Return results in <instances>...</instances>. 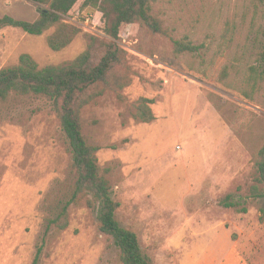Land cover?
<instances>
[{
    "label": "rangeland",
    "instance_id": "374dc122",
    "mask_svg": "<svg viewBox=\"0 0 264 264\" xmlns=\"http://www.w3.org/2000/svg\"><path fill=\"white\" fill-rule=\"evenodd\" d=\"M80 6L61 20L80 33L60 51L47 46L54 28L40 35L1 29L0 69L22 54L39 68L64 65L89 45L98 59L109 40L102 14ZM42 7L0 0V17L33 22ZM152 15L171 38L198 51L177 54L167 37L127 25L117 44L124 51L119 73L130 84L80 115L119 204L116 220L136 235L150 264H264V199L251 195L264 142V81L254 91L246 78L251 66L264 67L263 6L156 0ZM224 66L231 69L221 79ZM140 98L152 101L151 123L133 117ZM73 181L51 101L10 94L0 105V264H120L118 248L98 230L96 203L83 196L68 205ZM226 198L235 208L221 206ZM65 206L60 230L50 221Z\"/></svg>",
    "mask_w": 264,
    "mask_h": 264
},
{
    "label": "trees",
    "instance_id": "16d2710c",
    "mask_svg": "<svg viewBox=\"0 0 264 264\" xmlns=\"http://www.w3.org/2000/svg\"><path fill=\"white\" fill-rule=\"evenodd\" d=\"M43 6L33 22L16 20L9 16L0 17V30L18 28L28 35H40L54 28L47 38V46L52 51H60L71 44L80 30L61 22L76 5L80 8L97 9L102 14V24L108 41L102 45V53L94 59L92 45L72 61L55 67L39 68L28 54L19 56L17 64L0 69V105L8 96L44 97L51 101L60 128L66 137L71 154L74 172L71 199L74 204L80 197H90L96 203V222L98 230L110 237L120 252V264H150L144 257L134 233L122 228L116 220L119 204L110 195L108 180L101 174L97 165L98 149L88 145L82 135L81 111L85 106L106 92H119L130 84L126 75L119 73L124 65V51L118 46L121 30L127 25L142 23L150 33L167 37L175 53H194L199 47L187 40L171 38L163 29L161 22L152 15V5L156 0H32ZM264 9V0H259ZM230 66H224L221 79L228 77ZM252 90H261L258 84L264 81V67H250L246 77ZM246 99L250 93L242 92ZM151 100L140 98L134 104L133 117L148 124L154 120L149 105ZM256 186L252 197L264 199V142L258 151L256 163ZM260 187V188H259ZM223 208H235L226 198L221 202ZM244 212V210H242ZM264 221V217H263ZM50 223L60 230L67 227V206ZM35 263V262H34Z\"/></svg>",
    "mask_w": 264,
    "mask_h": 264
},
{
    "label": "crops",
    "instance_id": "0c3cea01",
    "mask_svg": "<svg viewBox=\"0 0 264 264\" xmlns=\"http://www.w3.org/2000/svg\"><path fill=\"white\" fill-rule=\"evenodd\" d=\"M243 264H248V263H246V262L244 261Z\"/></svg>",
    "mask_w": 264,
    "mask_h": 264
}]
</instances>
